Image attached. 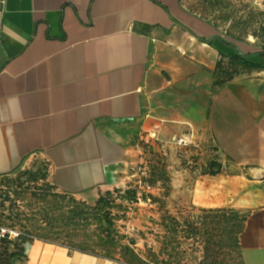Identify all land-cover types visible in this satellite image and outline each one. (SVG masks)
<instances>
[{
  "label": "crops",
  "instance_id": "1",
  "mask_svg": "<svg viewBox=\"0 0 264 264\" xmlns=\"http://www.w3.org/2000/svg\"><path fill=\"white\" fill-rule=\"evenodd\" d=\"M218 35L183 0H0V176L38 157L59 193L94 205L137 139L188 129L221 165L191 203L245 215L243 263L264 264V72L214 89ZM15 264L122 263L34 241Z\"/></svg>",
  "mask_w": 264,
  "mask_h": 264
},
{
  "label": "trees",
  "instance_id": "2",
  "mask_svg": "<svg viewBox=\"0 0 264 264\" xmlns=\"http://www.w3.org/2000/svg\"><path fill=\"white\" fill-rule=\"evenodd\" d=\"M250 1L196 0L193 6L185 5L190 13L209 21L219 32L221 43L230 49L229 54L219 50L218 62L213 72L214 89H219L242 75L264 72V11L251 6ZM250 37L253 42L249 41ZM230 43L238 44L241 49L247 48L246 56H241ZM200 145L203 151H209L201 165L197 164L201 174L220 175L217 148L211 142ZM147 160L149 163L143 182L149 191L142 190V199L158 208L160 217L156 224L160 230L156 238L161 246L157 253L152 252V260H144V264H183L180 256L182 239L186 240L189 247L202 250L203 257L199 264H216L219 253L225 248L228 253L239 256V264H244L240 239L246 228V216L234 208L225 207L201 209L203 216L181 220L166 207V200L172 193V177L168 171L166 154L150 148ZM48 176L49 168L46 163L42 171L28 169L18 175L12 191L10 188L0 189V264H13L15 259L26 260L28 248L34 241L55 242L47 238L53 234L54 229L61 232L70 230L72 233L85 230L96 223H105L111 227V204L104 194L100 195L94 205H89L71 195L55 193L56 188L50 184ZM23 177H26L25 181L22 180ZM40 182L44 185L39 186ZM152 191L159 193L156 195ZM137 195L135 191L128 192L127 199L138 202ZM27 200L29 213L19 204ZM30 214L33 221H29ZM15 232L18 234L12 239ZM224 237L227 239L223 240ZM59 244L75 252L118 262L106 255L78 249L66 243Z\"/></svg>",
  "mask_w": 264,
  "mask_h": 264
},
{
  "label": "rangeland",
  "instance_id": "3",
  "mask_svg": "<svg viewBox=\"0 0 264 264\" xmlns=\"http://www.w3.org/2000/svg\"><path fill=\"white\" fill-rule=\"evenodd\" d=\"M183 2L187 7H190L195 5L196 0H183ZM250 4L256 9L264 11V0H251ZM216 41L215 45L217 47H222L226 54L230 53V49L225 47L220 39ZM249 41L253 42V38L250 37ZM242 49L244 52L248 51L245 47H242ZM254 74L257 73L242 76L251 77ZM187 130L182 128L181 132H175L179 134L176 140L182 137L180 136L181 134L185 135ZM170 139L171 137L161 139L155 136L143 135L139 141L135 142L139 151L134 159L135 161L125 165L121 171L122 183L120 187L112 188L104 193V196L109 199V204H111L109 211L112 214L113 221L110 228L105 223H96L91 224L85 230H78L72 233L70 230L61 232L54 229L53 234L47 236V238L58 243H66L78 249L81 248L95 254L98 253L115 258L122 264H127L128 262L144 264V260H152V252L157 253L161 243L156 238L160 230L156 224L160 217L158 208L142 199V190H148L144 185L143 178L146 177L149 163L147 155L150 148H153L156 152L160 151L166 154L168 171L172 177V193L171 197L166 200V207L174 216H178L181 220L203 216L201 209L191 203L190 197L195 185L204 180V176L201 174L197 164L201 165L203 158L205 159L206 155H209V151L202 150V146L199 144L203 143L201 138L193 140L194 143L190 144L189 148L174 141L171 142ZM181 139L185 138L182 137ZM212 145L214 146L213 143ZM45 166V161L38 157L29 159L12 174L0 176V189L6 190L10 188V191H12L15 188L14 182L18 175L28 171V169L42 171ZM22 180L25 181L26 177H23ZM42 185L44 183L40 182L39 186ZM134 191L138 193V202H132L127 199L128 192ZM152 192L156 195L159 193L158 191ZM55 193L64 194L59 193L57 190H55ZM62 203L64 204V202ZM19 204H22V209L29 213L28 200ZM28 218L29 221L34 219L31 214ZM16 234L18 233L15 232L13 234L12 239L17 236ZM40 235L45 237L44 233ZM226 239L225 237L223 238V240ZM182 241L180 256H182L183 264H199L203 257L202 250L189 247L185 239H182ZM16 262L23 261L15 259L13 264ZM239 262V256L228 253L225 248L219 253L216 264H239Z\"/></svg>",
  "mask_w": 264,
  "mask_h": 264
},
{
  "label": "water",
  "instance_id": "4",
  "mask_svg": "<svg viewBox=\"0 0 264 264\" xmlns=\"http://www.w3.org/2000/svg\"><path fill=\"white\" fill-rule=\"evenodd\" d=\"M219 39V36H214L211 40H209V41H206V43H210L211 41H214V40H218ZM231 44V46L234 48H236V50H237V52L241 55V56H243V57H245L246 56V53L245 52H243L242 50H241V48L238 46V44H235V43H230Z\"/></svg>",
  "mask_w": 264,
  "mask_h": 264
},
{
  "label": "built area",
  "instance_id": "5",
  "mask_svg": "<svg viewBox=\"0 0 264 264\" xmlns=\"http://www.w3.org/2000/svg\"><path fill=\"white\" fill-rule=\"evenodd\" d=\"M179 145H184L185 147H188L192 142L188 141L187 139H178L176 140Z\"/></svg>",
  "mask_w": 264,
  "mask_h": 264
}]
</instances>
